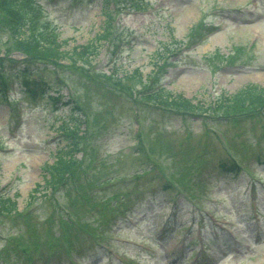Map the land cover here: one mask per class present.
<instances>
[{
    "label": "rangeland",
    "instance_id": "374dc122",
    "mask_svg": "<svg viewBox=\"0 0 264 264\" xmlns=\"http://www.w3.org/2000/svg\"><path fill=\"white\" fill-rule=\"evenodd\" d=\"M36 1L0 10V264H264V0Z\"/></svg>",
    "mask_w": 264,
    "mask_h": 264
},
{
    "label": "trees",
    "instance_id": "16d2710c",
    "mask_svg": "<svg viewBox=\"0 0 264 264\" xmlns=\"http://www.w3.org/2000/svg\"><path fill=\"white\" fill-rule=\"evenodd\" d=\"M123 8V7H122ZM0 10L2 11V15H6L9 19V21L14 22L13 27L16 31V33L19 32H25V30L30 29V27L33 24V20L42 18L39 11V4L36 0H0ZM4 13V14H3ZM1 15V16H2ZM16 17L19 18V22L15 21ZM2 19L0 18V22H2ZM43 39L47 40L45 41L46 44L43 46V50L45 52H48L51 56L56 53L60 54V47L59 44L55 42L57 39L56 36L52 37L50 39V34L47 32ZM89 47H92V45H89ZM82 49H85L87 47H81ZM96 51V50H95ZM46 53V54H48ZM5 73L0 70V94L4 95V90L7 89V80L5 79ZM29 80L24 79L23 84H29ZM175 100V101H173ZM231 101L233 102V105L238 102H248L251 104L259 105L260 107L264 105V87H253L248 86L245 87L240 92L236 93ZM163 104L167 105H173L175 107H183L188 105L187 100H180L179 98H172L170 97L165 98L164 101H162ZM185 104V105H184ZM229 106L230 103H228ZM70 162H73V159H70ZM60 168V167H59ZM6 198H1L0 201L2 202L1 205H4L6 207Z\"/></svg>",
    "mask_w": 264,
    "mask_h": 264
}]
</instances>
